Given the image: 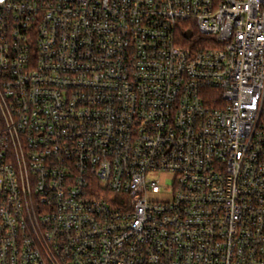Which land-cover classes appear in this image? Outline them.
I'll return each mask as SVG.
<instances>
[{"label": "built area", "instance_id": "built-area-1", "mask_svg": "<svg viewBox=\"0 0 264 264\" xmlns=\"http://www.w3.org/2000/svg\"><path fill=\"white\" fill-rule=\"evenodd\" d=\"M0 264H264V0H0Z\"/></svg>", "mask_w": 264, "mask_h": 264}, {"label": "trees", "instance_id": "trees-1", "mask_svg": "<svg viewBox=\"0 0 264 264\" xmlns=\"http://www.w3.org/2000/svg\"><path fill=\"white\" fill-rule=\"evenodd\" d=\"M185 22H189V21H185ZM191 24V23H190ZM189 28L192 29V31L195 33V36L199 35V32L197 30V28L193 25H190ZM183 32H184V29H182L179 33V37L182 41H184L185 39L183 38Z\"/></svg>", "mask_w": 264, "mask_h": 264}, {"label": "rangeland", "instance_id": "rangeland-1", "mask_svg": "<svg viewBox=\"0 0 264 264\" xmlns=\"http://www.w3.org/2000/svg\"><path fill=\"white\" fill-rule=\"evenodd\" d=\"M200 42H201L200 34L195 36L192 40L186 41L187 44H194V43H198L199 44ZM162 187H164V185Z\"/></svg>", "mask_w": 264, "mask_h": 264}, {"label": "water", "instance_id": "water-1", "mask_svg": "<svg viewBox=\"0 0 264 264\" xmlns=\"http://www.w3.org/2000/svg\"><path fill=\"white\" fill-rule=\"evenodd\" d=\"M193 36V31L192 30H187L185 33H184V37L189 39Z\"/></svg>", "mask_w": 264, "mask_h": 264}]
</instances>
